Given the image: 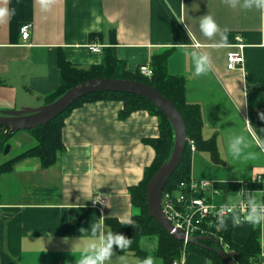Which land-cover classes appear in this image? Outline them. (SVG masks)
<instances>
[{
  "label": "crops",
  "instance_id": "obj_1",
  "mask_svg": "<svg viewBox=\"0 0 264 264\" xmlns=\"http://www.w3.org/2000/svg\"><path fill=\"white\" fill-rule=\"evenodd\" d=\"M246 2L0 0V115L51 104L62 86L61 58L88 69L101 65L107 50L115 49L125 71L141 76L139 69H153V57L165 52L169 74L184 79L187 102L200 109L203 139L213 141L218 152L217 161L209 150L189 146L190 179L212 183L204 197L216 206L254 197L264 202V9L256 0L250 7ZM206 15L219 29L212 37L200 30ZM27 24L32 29L25 41L21 28ZM99 33L102 39L92 37ZM221 34L227 43L217 47ZM237 37L246 45L245 62L230 71L227 56L236 51ZM91 45L101 51L93 52ZM193 52L209 55L207 73L195 74ZM124 109L122 101L98 100L70 110L62 130L64 150L55 163L44 167L40 157L24 156L0 175V264H78L77 246L107 237L108 219L128 223L140 213L131 189L155 161L151 141L161 135V119L144 110L122 118ZM230 134L243 138L235 159L228 148ZM202 166L206 172L198 174ZM12 174L17 178L5 190L3 176ZM247 189L249 196L243 194ZM99 197L105 205H94ZM255 230L260 231L264 264V225L235 223L232 241L243 245ZM146 241L140 246L145 258L152 255L154 264H165L156 256L159 238ZM191 247L205 250L183 244L175 261L215 264ZM140 259L120 255L113 246L104 264H137Z\"/></svg>",
  "mask_w": 264,
  "mask_h": 264
},
{
  "label": "trees",
  "instance_id": "obj_2",
  "mask_svg": "<svg viewBox=\"0 0 264 264\" xmlns=\"http://www.w3.org/2000/svg\"><path fill=\"white\" fill-rule=\"evenodd\" d=\"M98 36L102 39L103 34H92V37ZM113 44H116L113 42ZM171 51V50H169ZM168 51V52H169ZM167 53L156 55L152 59L154 76L145 78L137 74H130L125 71V66L120 62L115 53V49L107 50L103 63L99 66H93L88 69H82L67 62L64 58L59 60V67L62 71V86L49 103H53L64 95L71 88L82 82L94 78H111L124 80H137L145 82L159 90L165 97L171 100L176 108L180 111L186 126L188 134V144L184 158L177 172L165 187L167 190H177L183 182H188L191 175V155L189 145L194 141L197 149L209 150L213 159L218 161V152L213 141H205L202 137V117L197 105L189 104L185 97L186 87L184 79L170 75L167 69ZM98 100H119L124 102L125 109L121 112V117L126 118L136 111L144 110L158 115L161 119V135L158 139L152 140L151 144L155 148L156 158L153 164L147 169L145 179L136 187L131 189L133 203L140 213L133 216L130 223L119 222L115 219H108L106 224L111 228L113 236L124 235L131 240L129 247L121 249L118 245L113 244L120 255L134 254L137 257L145 259L144 252L140 249L139 240L142 237L159 238V244L156 250V256L162 258L165 264H174V261L181 256L183 251V242L163 230L155 220L149 217L147 206V186L152 176L171 158L174 143L175 131L171 122L145 98L122 93H97L89 95L74 104V106L58 117L47 126L40 127L30 132L37 140L36 147L28 150L21 156L0 167V175L5 171L12 169V163L24 156H38L42 160L44 167L55 163L57 156L64 150L62 142V130L64 127L65 115L72 109L81 106L86 102ZM9 129L0 127V153L4 152L9 140L14 136ZM236 223L235 218H229L224 224L222 236L226 243L235 251L229 257L235 264H262L263 257L261 251L260 231H253L248 241L243 245L235 244L232 241V229ZM216 240V238L214 237ZM217 244L219 241L217 240ZM209 245V244H208ZM220 245V244H219ZM190 244L187 246V248ZM210 246V245H209ZM190 249L201 251L211 258L215 264H227L217 254L207 250H200L196 247Z\"/></svg>",
  "mask_w": 264,
  "mask_h": 264
},
{
  "label": "water",
  "instance_id": "obj_3",
  "mask_svg": "<svg viewBox=\"0 0 264 264\" xmlns=\"http://www.w3.org/2000/svg\"><path fill=\"white\" fill-rule=\"evenodd\" d=\"M97 93H122L143 97L167 117L173 125L175 131L174 149L171 158L152 176L148 183L147 206L151 219L155 220L167 233L184 242V233L178 232L164 213L163 193L184 158L188 144L187 126L175 104L159 92L157 88L137 80L94 78L71 88L49 105L40 108H23L20 111L2 112L0 127L8 128L12 134H16L20 131H31L47 126L71 109L79 100ZM10 150L11 146L8 145L4 151L5 155H8ZM191 242L202 249L217 254L225 263L235 264L213 238L207 236L195 237ZM206 242L215 243L217 248L205 244Z\"/></svg>",
  "mask_w": 264,
  "mask_h": 264
},
{
  "label": "built area",
  "instance_id": "obj_4",
  "mask_svg": "<svg viewBox=\"0 0 264 264\" xmlns=\"http://www.w3.org/2000/svg\"><path fill=\"white\" fill-rule=\"evenodd\" d=\"M32 25L27 24L21 28L22 38L27 41L31 37ZM245 44L241 37H237L235 49L228 53V69L230 71L241 68L245 62L243 50ZM93 52H100L101 47L91 45ZM141 76L152 78L154 71L149 66H142L139 69ZM191 149L196 150L194 141L190 142ZM212 190V183L208 181H195L190 179L183 182L177 190H167L163 193V209L168 220L175 226L178 232L185 235L183 244L188 246L195 237L209 236L218 238L219 243L223 246L225 252L235 254L231 246L225 242L222 236V229L226 221L233 217L236 223L246 221L245 216L251 211L249 200H242L240 203L229 206H216L211 204L204 197L206 192ZM249 196L251 190L247 189L243 192ZM105 205V200L101 197L97 198L94 205ZM223 207V210H222ZM174 264H185L184 259L175 261Z\"/></svg>",
  "mask_w": 264,
  "mask_h": 264
},
{
  "label": "clouds",
  "instance_id": "obj_5",
  "mask_svg": "<svg viewBox=\"0 0 264 264\" xmlns=\"http://www.w3.org/2000/svg\"><path fill=\"white\" fill-rule=\"evenodd\" d=\"M245 7L251 6V0L245 3ZM256 6L264 9V0H256ZM200 30L205 36L212 37L219 29L211 15L202 17L200 21ZM222 35V43L216 45L217 47L224 46L227 43V37ZM195 63V74L200 75L207 73L210 70V59L207 53L199 54L192 53ZM264 116V114H262ZM243 138L241 136H235L234 138L229 135L228 148L231 152L233 159L241 155ZM251 205V211L245 216V220L252 224L264 225V202H261L257 197L252 198L249 201ZM223 210V207H222ZM130 223V221H125ZM96 227H93V233L95 234ZM113 244L118 245L121 249L129 247L131 240L124 235L113 236L112 233H108L107 237L101 235L96 240L85 241L83 245L77 246L76 254L79 257L78 264H104V262L110 257ZM137 264H154V257L152 255L147 256L145 259L140 260Z\"/></svg>",
  "mask_w": 264,
  "mask_h": 264
},
{
  "label": "rangeland",
  "instance_id": "obj_6",
  "mask_svg": "<svg viewBox=\"0 0 264 264\" xmlns=\"http://www.w3.org/2000/svg\"><path fill=\"white\" fill-rule=\"evenodd\" d=\"M25 132L26 131H21V133H17V135H15L13 137V139L10 140V144L6 145V146L10 145L11 148H13V149H11V151H10V153L8 155H5V153L0 155V166L3 165L4 163H6L7 161L13 159L14 157H17L20 153H23L26 150H28V149L32 148L33 146H35V143H36L35 139L33 137H31L28 132H26V133ZM204 172H206V168H205V166H202L200 168V170L198 171V174H202ZM16 178H17L16 174L15 175L12 174V175L3 176V180L4 181L1 182L2 183V187L4 188V186H5V190H6L7 185L8 184H13V182H14L13 180H16ZM207 237H209V236H207ZM147 238L148 237H142L139 240V246H143V244L147 245V243H148V241H146ZM210 238L214 239V237H210ZM152 240H155V239H152ZM217 240H218V238H216V242H217ZM190 244H194V243L191 242ZM205 244H209L211 247L217 248L216 244L213 243V242H206ZM219 246L223 248V246L221 244ZM223 250H224V248H223ZM224 252H225V250H224ZM131 255H134V254H131Z\"/></svg>",
  "mask_w": 264,
  "mask_h": 264
}]
</instances>
